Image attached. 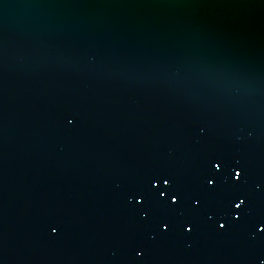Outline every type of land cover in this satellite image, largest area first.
Listing matches in <instances>:
<instances>
[{"label":"water","instance_id":"water-1","mask_svg":"<svg viewBox=\"0 0 264 264\" xmlns=\"http://www.w3.org/2000/svg\"><path fill=\"white\" fill-rule=\"evenodd\" d=\"M0 264H264V0H0Z\"/></svg>","mask_w":264,"mask_h":264},{"label":"snow or ice","instance_id":"snow-or-ice-1","mask_svg":"<svg viewBox=\"0 0 264 264\" xmlns=\"http://www.w3.org/2000/svg\"><path fill=\"white\" fill-rule=\"evenodd\" d=\"M237 175H239V173H237ZM237 207H239V205H237Z\"/></svg>","mask_w":264,"mask_h":264}]
</instances>
